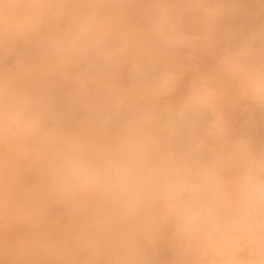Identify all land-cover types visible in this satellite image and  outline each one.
<instances>
[{
	"label": "rangeland",
	"instance_id": "1",
	"mask_svg": "<svg viewBox=\"0 0 264 264\" xmlns=\"http://www.w3.org/2000/svg\"><path fill=\"white\" fill-rule=\"evenodd\" d=\"M131 38L140 45L138 52L114 49ZM165 76L171 80L167 87L161 85ZM0 79V194L32 165L34 173L48 176L45 183L56 192L58 206L51 216L70 219L64 234L42 232L33 255V244L19 234L20 222L12 212L9 224L0 225V246L7 240L24 242L14 261L230 264L243 225L205 224L206 213L187 207L191 194L173 180L167 184L165 175L123 193L85 181L58 196L56 182L59 162L71 151L86 154L97 165L123 161L124 156L128 161L169 157L186 172L192 153L213 150L221 162L202 160L193 172H219L234 181L244 159L263 150L264 0H0ZM116 94L122 102L114 117L109 113ZM97 97L108 113L101 119L109 116L106 121L121 129L104 128L100 119L90 122V105ZM172 100L182 107L177 108L179 121L168 113L166 117ZM206 101L215 119L208 131L216 144L204 143ZM148 106L152 117L145 115ZM176 121L179 128L171 130ZM180 215L188 221L182 259L170 253L172 222ZM155 235L157 247L150 241ZM253 239L239 251L241 264L253 259Z\"/></svg>",
	"mask_w": 264,
	"mask_h": 264
},
{
	"label": "bare ground",
	"instance_id": "2",
	"mask_svg": "<svg viewBox=\"0 0 264 264\" xmlns=\"http://www.w3.org/2000/svg\"><path fill=\"white\" fill-rule=\"evenodd\" d=\"M240 5L242 4L241 2L239 3ZM240 7V6H239ZM241 8V7H240ZM239 8V9H240ZM243 9V8H242ZM242 15V14H241ZM80 22V21H79ZM84 22V20H83ZM89 25H92L91 23H89ZM88 25V26H89ZM90 33V32H89ZM140 34V33H138ZM135 40V38H131V39H128L127 41L119 44V45H116L114 47V49L118 50V49H123V50H126L130 53H133V52H138V50H136L135 48L139 47V46H136L135 43L133 42ZM139 40V39H138ZM117 41V40H116ZM118 42V41H117ZM120 42V41H119ZM240 44V43H239ZM142 45V44H141ZM240 46V45H239ZM242 47V45H241ZM158 49V48H157ZM160 49V48H159ZM165 49V48H164ZM227 49V48H226ZM76 50V49H75ZM94 51H96L94 49ZM164 52V51H163ZM126 57V56H125ZM144 57V56H143ZM95 58V57H94ZM117 58V57H116ZM165 58V57H164ZM145 60H147L145 58ZM144 60V61H145ZM98 62V61H96ZM147 63V62H145ZM131 64V63H130ZM148 64H146L145 66L147 67ZM145 67V68H146ZM144 70V69H143ZM147 70V68H146ZM166 69H164L165 71ZM152 71V70H151ZM189 71V70H188ZM187 71V74L189 73H192L193 71L189 72L188 73ZM149 72V70H148ZM155 71H152V74L154 73ZM161 72V71H160ZM167 72V71H166ZM165 72V73H166ZM145 73V72H143ZM147 73V72H146ZM151 72H149L150 74ZM163 73V72H162ZM247 73V71H246ZM245 73V74H246ZM130 74V73H129ZM148 74V73H147ZM171 73H169L170 75ZM248 74V73H247ZM103 75V73H102ZM127 75V74H126ZM134 75V74H133ZM144 75V74H143ZM157 75V74H156ZM250 75V74H249ZM107 76V75H106ZM145 76V75H144ZM155 76V75H154ZM186 76V75H185ZM245 76V75H244ZM104 77V76H103ZM148 77V76H147ZM147 79V81L149 82L150 79ZM150 77V76H149ZM158 77V76H157ZM184 77V76H183ZM102 78V77H101ZM105 78V77H104ZM182 78V77H180ZM187 79L188 76L186 77ZM130 79V78H129ZM139 79V77H138ZM156 79V77H155ZM185 79V78H184ZM1 80V79H0ZM105 80V79H104ZM107 80V79H106ZM136 80V79H135ZM157 80V79H156ZM160 80V79H159ZM179 80V79H178ZM130 81V80H129ZM129 81H128V85H129ZM170 79L168 76H165L163 77L162 79V86L163 87H167L168 84H170ZM191 81V79H190ZM140 82V81H139ZM145 82V81H144ZM157 82V81H156ZM181 82V81H179ZM189 82V81H188ZM187 82V84H188ZM117 83H119L117 81ZM117 83H114V86L117 87ZM153 83V82H152ZM158 83V82H157ZM182 83V82H181ZM190 83V82H189ZM135 84V83H134ZM146 84V83H145ZM120 85V83H119ZM127 85V86H128ZM138 85V84H137ZM140 85H142L140 83ZM154 85V84H153ZM180 85V84H179ZM190 85V84H189ZM110 87H112L111 85H109ZM134 86V85H133ZM146 86V85H145ZM151 86V84H150ZM186 86V85H185ZM136 87V86H135ZM144 87V85H143ZM149 87V86H148ZM171 87V86H170ZM174 87V86H173ZM180 87V86H179ZM190 87H195V86H190ZM28 88V87H27ZM121 88V86H120ZM181 88H184V87H181ZM186 88V87H185ZM149 89V88H148ZM147 89V90H148ZM160 89H161V86H160ZM176 89V88H175ZM191 89V88H190ZM118 90V89H117ZM145 90V91H147ZM150 90V89H149ZM148 90V91H149ZM152 90H153V87H152ZM172 90V89H171ZM174 90V89H173ZM170 91V90H169ZM179 91L176 89V92ZM61 92V91H60ZM59 92V93H60ZM113 92V91H112ZM123 92V91H122ZM139 92V91H138ZM153 92V91H152ZM168 92V91H167ZM167 92H164L167 93ZM182 92V91H181ZM125 93V92H124ZM123 93V94H124ZM147 93L148 92H145L144 94H146L147 96ZM155 92H153L154 94ZM174 93V92H172ZM189 93V92H188ZM192 93V92H191ZM190 93V94H191ZM225 93V92H224ZM67 94V93H66ZM122 94V93H120ZM118 93V96L120 95ZM156 94V93H155ZM177 94V93H176ZM183 94V93H182ZM216 94V93H215ZM58 97L60 94H57ZM125 95H128V94H125ZM151 95V94H150ZM173 95V94H172ZM179 95V94H178ZM184 95V94H183ZM186 95V94H185ZM72 96V95H71ZM145 96V97H146ZM169 96V94L167 95ZM196 96V95H195ZM212 96V95H211ZM63 97V96H62ZM131 97V96H130ZM170 97V96H169ZM173 97V96H172ZM181 97V96H180ZM185 97V96H184ZM14 99H16L15 97H13ZM122 98H125L123 95H122ZM148 98V96L146 97ZM176 98V97H175ZM182 98V97H181ZM18 99V98H17ZM60 99V98H59ZM108 99V98H106ZM165 99V98H164ZM173 99V98H172ZM195 99V98H194ZM131 100V99H130ZM129 100V101H130ZM148 100V99H147ZM192 99H188L187 103H186V108L189 109V106H190V103ZM197 100V99H195ZM104 101V100H103ZM99 97H97L95 99V101L92 102V105H90V115H89V118L90 119V122L93 123V122H98V119H100L101 121H104V128H108V129H114V127H117V122H107L106 120H108L109 116L107 118H105V120L101 119V115H103L104 113L106 115H108L107 113V108H106V103L103 102ZM128 101V102H129ZM132 101V100H131ZM164 101V100H163ZM170 101V100H169ZM209 101V99H208ZM208 101H206V106H205V110H204V120H203V123H204V126H205V129H206V135H205V138H204V143H207L209 142V140L211 141V144H216L217 142V138L216 136H214L213 133H210L208 131V127L209 126H214L215 125V119L213 117V114H212V110H211V107L208 105ZM61 102V101H60ZM110 102V101H109ZM111 104L113 106V111L110 112L109 114L110 115H113V114H117V113H120V109H121V99L120 98H117V94H116V97H114L112 100H111ZM150 102V101H149ZM178 102V101H177ZM186 102V100L184 101ZM194 102V101H193ZM215 102V101H214ZM146 103V102H145ZM164 103V102H163ZM176 101H171L169 103V106L167 108V112H166V117H167V113L168 115H174L176 116L177 118V121L180 120L181 117H178V111H177V108L181 107H177L175 104ZM182 103V102H181ZM125 104H126V100H125ZM138 104V103H137ZM123 105V104H122ZM142 105V104H141ZM144 105V104H143ZM151 106V103L149 104ZM181 105V104H180ZM127 106V105H126ZM9 107V105H8ZM136 107V106H135ZM161 107V106H160ZM204 107V106H203ZM123 108H125L123 106ZM137 108V107H136ZM182 108V107H181ZM133 109V108H132ZM135 109V108H134ZM133 109V110H134ZM180 109V108H179ZM185 109V108H184ZM128 110V109H127ZM130 110V109H129ZM165 110V109H163ZM181 110V109H180ZM125 109L123 110V113H124ZM183 111V110H181ZM188 111V110H187ZM31 113V112H30ZM84 113V112H83ZM133 113V112H132ZM159 113V111H158ZM163 113V112H162ZM31 115V114H30ZM81 115V113L79 114ZM146 117L150 116L152 117L153 115V111H152V108H150L149 106L146 108V113H145ZM160 115V114H159ZM164 115V114H163ZM183 115V114H182ZM114 116V115H113ZM130 116V115H128ZM173 116V117H174ZM115 117V116H114ZM127 117V116H126ZM131 117V116H130ZM160 117V116H159ZM161 117H163L161 115ZM125 118V117H124ZM128 118V117H127ZM136 118V117H135ZM164 118V117H163ZM76 119V118H75ZM116 119V118H115ZM126 119V118H125ZM132 119H134V114H133V117ZM137 119V118H136ZM166 119V118H164ZM117 120V119H116ZM127 120V119H126ZM139 120V119H137ZM147 120V119H146ZM163 120V119H162ZM49 121H52V120H49ZM72 121V120H71ZM177 121L174 122L172 125H171V130L172 128L175 129L176 127H178L177 125ZM48 122V121H46ZM127 122V121H126ZM144 122V121H143ZM164 122V121H162ZM169 122V121H168ZM171 122V121H170ZM169 122V123H170ZM52 123V122H51ZM82 123V122H81ZM167 123V122H166ZM165 124V123H164ZM171 124V123H170ZM161 125V124H160ZM159 125V126H160ZM52 126V125H51ZM123 126V125H122ZM128 126H131V121L129 120V123H128ZM133 126V125H132ZM163 126V125H162ZM165 126V125H164ZM125 127V126H124ZM50 128V126H49ZM119 129H121L120 126H118ZM163 128V127H161ZM179 128V127H178ZM164 129V128H163ZM125 130V129H124ZM145 130V129H144ZM144 132V131H143ZM158 134V131L156 132ZM163 133V132H162ZM172 133V132H171ZM170 133V134H171ZM215 133V132H214ZM102 134V132H101ZM130 134V133H129ZM127 134V135H129ZM166 134V133H164ZM124 136V135H123ZM145 136V135H144ZM149 136V134H148ZM171 136V135H170ZM146 139V138H145ZM264 139V138H263ZM147 140V139H146ZM152 143L153 141L150 140ZM216 141V142H215ZM156 142V141H155ZM10 143V142H9ZM168 143V142H167ZM155 146V145H154ZM4 148V147H3ZM6 149V148H5ZM214 151V150H213ZM209 152L207 154H204L203 152H196V153H192L189 157V167H188V171H186L187 173H192V174H195L193 172V169L195 166L199 165L201 163L202 160H205L207 163H219L221 162V159L219 157H217L214 152ZM262 153H264V140H263V150H262ZM20 154V153H19ZM124 154V153H123ZM54 156V155H53ZM52 156V157H53ZM95 159V158H94ZM93 161V160H92ZM123 161H128V159L124 156L123 158ZM34 167H28L27 170H29L28 172H24L18 176H16L15 178H12L10 180L9 183H7L5 185V189L3 190L4 192L0 194V225L3 223V224H9V216L10 214L13 212L15 216L18 217V221L20 222V229H19V234L24 237L26 240L25 242L26 243H31L33 244L32 248L34 249V254L33 255H36L38 254L36 251L37 249V246H38V242H39V239H40V235L42 232L48 230L49 233L50 232H56V233H66L68 231V223H70V219L68 218V216H60V215H57V216H51V213L52 211L56 210L57 208V199L55 198L56 197V192L49 186L47 185L45 182H46V179L48 178L47 175H44V174H40V173H34ZM8 170V169H7ZM197 172V171H196ZM166 176V175H165ZM168 177V176H166ZM49 179V178H48ZM167 180V184H169L170 179L169 177L166 179ZM162 181H164L162 179ZM172 184H174V182H172ZM99 187V186H98ZM108 188V187H107ZM57 195L59 196L60 193L57 191ZM110 197V196H108ZM114 201V200H113ZM190 199L187 201V207L192 211V212H195L197 213L196 211V208L194 205H192L190 202ZM117 208V207H116ZM96 209V208H95ZM120 210V209H119ZM120 212H122L120 210ZM127 212V211H126ZM146 213V212H145ZM146 216V215H145ZM186 216V215H185ZM192 218V217H190ZM45 219H48L45 220ZM157 219V218H156ZM198 219V218H197ZM202 220V219H201ZM46 221V223H45ZM157 221V220H156ZM201 222V221H200ZM45 223V224H44ZM87 223V222H86ZM121 223V222H120ZM158 223V222H157ZM199 223V222H198ZM187 224H188V221L186 220V217L180 215L178 217H176L173 222H172V229L171 231L173 230V239L171 240V242L173 241V246L172 248H170L172 250H170V253H172V256L174 258H179V259H182L184 258V240H183V235L182 233L185 232L186 230V227H187ZM72 225V223H71ZM95 225V224H94ZM121 225V224H120ZM191 225V224H190ZM49 226V228L47 229V227ZM70 226V225H69ZM96 226V225H95ZM145 226V225H144ZM4 227V226H3ZM94 227V226H93ZM6 228V227H5ZM3 228V229H5ZM89 228H92V225L91 227ZM156 229V228H155ZM113 230V229H112ZM81 231V230H80ZM84 231V230H83ZM94 232V229L92 230ZM156 232V231H155ZM96 233V232H95ZM13 234V233H12ZM102 234V233H101ZM100 234V235H101ZM157 234V233H156ZM172 234V233H171ZM178 234V235H177ZM56 235V234H55ZM54 235V236H55ZM110 235V234H109ZM108 235V236H109ZM52 237V235H51ZM103 237V236H102ZM255 237V239H253V241L255 242V244L253 245V259L251 260L250 264H259V262L261 260H264V238L261 237V232H260V229L259 227L255 224V223H248V224H243V237L242 238H238V242L236 243V245L234 246V253L233 255L231 256V262L230 264H241V254L242 252H239L243 249V246H245L246 243H249V241H251V239ZM108 238V237H107ZM55 239V238H54ZM81 239V238H80ZM101 239V238H100ZM76 240V239H75ZM89 238H87L86 241H88ZM95 240V239H94ZM103 240V239H102ZM150 241H151V245L152 246H159L160 243L158 241V238L156 237H150ZM101 242V240H100ZM110 242V241H109ZM112 242V243H111ZM110 243L113 244V241H111ZM252 242V241H251ZM1 243V242H0ZM55 243V242H54ZM53 243V244H54ZM64 243V242H63ZM159 243V245H158ZM24 244V242H23ZM23 244H20L17 242H10L9 240L5 241L4 244L2 246H0V264H18L19 263V260L18 259H15L14 261V258L18 256V254L20 253V247H22L23 249ZM50 244V243H49ZM104 244V242H103ZM252 244V243H251ZM58 245V244H57ZM66 245V244H65ZM88 245V244H87ZM172 245V243H171ZM250 245V244H249ZM81 246V245H80ZM80 246H78L80 248ZM112 246V245H111ZM76 247V248H78ZM114 247V246H113ZM112 247V248H113ZM117 247V246H116ZM151 249V247H149ZM83 249V248H82ZM138 249V248H137ZM148 249V248H147ZM188 249V248H187ZM127 250V249H126ZM149 250V249H148ZM186 250V249H185ZM36 251V252H35ZM159 251V250H158ZM22 253V252H21ZM79 254V253H78ZM115 254V253H114ZM160 254V252L158 253V255ZM251 254V253H250ZM243 256V255H242ZM187 257V256H186ZM92 258V257H91ZM96 258V257H95ZM100 258V257H99ZM102 258V257H101ZM108 259V258H107ZM181 261H184V260H181ZM116 262V261H115ZM119 264L120 262L117 261ZM173 262V261H172ZM124 263V262H123ZM147 263H148V260H147ZM184 263V262H183ZM174 264H179V262L177 263H174ZM244 264V263H243Z\"/></svg>",
	"mask_w": 264,
	"mask_h": 264
},
{
	"label": "clouds",
	"instance_id": "3",
	"mask_svg": "<svg viewBox=\"0 0 264 264\" xmlns=\"http://www.w3.org/2000/svg\"><path fill=\"white\" fill-rule=\"evenodd\" d=\"M59 169L58 192L81 188L88 181L123 193L147 187L158 176L166 175L191 194L189 202L196 211L206 213L202 217L205 224L220 228L255 223L264 238V153H250L234 181L225 180L219 172L210 175L184 172L169 157L97 165L86 154L71 151L59 162ZM259 264H264V260Z\"/></svg>",
	"mask_w": 264,
	"mask_h": 264
}]
</instances>
